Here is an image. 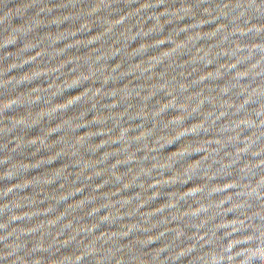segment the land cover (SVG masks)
Returning <instances> with one entry per match:
<instances>
[{
    "label": "water",
    "instance_id": "obj_1",
    "mask_svg": "<svg viewBox=\"0 0 264 264\" xmlns=\"http://www.w3.org/2000/svg\"><path fill=\"white\" fill-rule=\"evenodd\" d=\"M0 264H264V0H0Z\"/></svg>",
    "mask_w": 264,
    "mask_h": 264
}]
</instances>
